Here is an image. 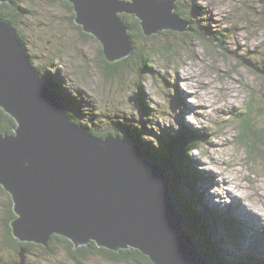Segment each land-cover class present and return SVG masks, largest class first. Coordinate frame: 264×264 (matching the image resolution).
Instances as JSON below:
<instances>
[{"label":"rangeland","instance_id":"1","mask_svg":"<svg viewBox=\"0 0 264 264\" xmlns=\"http://www.w3.org/2000/svg\"><path fill=\"white\" fill-rule=\"evenodd\" d=\"M183 1L186 11L189 4L193 8L192 21L203 32L210 31V38L205 43L194 37L190 18L184 21L190 24L191 32L167 29L155 33L150 41L163 52L152 57L153 71L141 73V78L139 74L134 76L135 66L126 69L123 80L104 74L99 59L101 43L96 37H85L84 31L71 23L74 11L67 9L64 0H17L24 9L17 14L22 36L19 38L41 77V68L62 77L65 90L77 102L85 103L82 115L93 124L96 120L95 126L100 131L114 127L113 120H121L136 127L144 121L148 130L158 133L179 128L196 132L200 147L191 152L190 158L198 174L195 190L203 194L197 208L204 212L217 209L218 218L217 224L208 221L215 229L209 242L197 223L190 226L192 236L186 223V232L211 259L219 250H225L227 260L242 261L243 256L253 255L262 261L264 2ZM135 83L140 84L141 90ZM140 98L144 105H139ZM145 112L153 115L152 123L149 117L144 118ZM88 119L85 120L89 122ZM241 120L248 121L260 139L253 137L240 142ZM167 180L170 187L168 177ZM179 186L189 196L194 192L188 185ZM9 203L10 194L0 185V241L6 240L4 226L12 220ZM8 246L0 250V264L15 258L16 249L9 243ZM29 250L25 253L29 264H77L60 249L44 252L36 246ZM82 261L83 264L136 263L126 259L110 261L101 254H89Z\"/></svg>","mask_w":264,"mask_h":264},{"label":"water","instance_id":"2","mask_svg":"<svg viewBox=\"0 0 264 264\" xmlns=\"http://www.w3.org/2000/svg\"><path fill=\"white\" fill-rule=\"evenodd\" d=\"M68 1L74 22L98 39L108 62L132 51L121 13L138 18L146 36L192 31L174 12L175 0ZM0 106L16 122L13 133L0 134V185L12 199L16 239L47 246L57 234L74 248L91 241L116 252L134 248L153 264H211L186 232L160 165L129 138L77 125L1 16ZM25 253L21 247L12 264H27Z\"/></svg>","mask_w":264,"mask_h":264},{"label":"trees","instance_id":"3","mask_svg":"<svg viewBox=\"0 0 264 264\" xmlns=\"http://www.w3.org/2000/svg\"><path fill=\"white\" fill-rule=\"evenodd\" d=\"M63 3L67 7V9L73 11L72 3H70L68 0H64ZM184 7V1L177 0L174 12L177 14L179 19L189 20L191 14L190 10H193V8L190 9L189 4V8L186 11ZM26 8L28 9V7ZM21 9L23 8L19 5L17 0L0 2V16L4 20H8L12 23L20 38L22 36L18 30L17 14H19ZM72 14L73 15L71 20H73V22L71 21V23L74 24L77 29L82 30V27L74 22L75 13L72 12ZM119 16L124 24H126V26L128 27V33L130 35L132 43V51L125 58H122L115 62H108L103 54L102 46H100L99 59L102 63V65L100 66H103L105 68V75H108L109 73L110 75L119 77L122 80L126 78V69H131V67L134 68L135 66L134 76L139 74V77L141 78V73L153 71L152 67L154 63L152 57L157 53H162L163 51L159 50V48L153 47V44L150 40L155 36V33L146 36L143 33L138 18L125 13H121L119 14ZM189 21H192V19L190 18ZM192 22L194 24V29L192 31L194 32V37L206 43L210 38L209 34H211V32L204 31L206 33L205 34L202 30L199 29V27H197V25H195V21ZM165 30L167 29L161 31L164 32ZM83 35L90 38L94 37L91 34L85 32L83 33ZM166 51L168 52V50ZM40 71L43 79H45L47 84L60 96L67 110V113L75 123L86 129L88 132H91L98 136L105 137L106 135L116 134L122 138H129L133 143L141 148L145 158H147L152 163H158L163 169L165 175L169 178V193L177 203V207L179 208L177 209L181 212V214L184 215L187 221V229L190 235L192 236V228L190 226H193L195 225V223H197L199 226H201L200 231L203 233V236H205L208 242L211 241L210 238L213 237L215 229L212 225H210L208 221L217 224L218 215L217 209L210 208L207 209L206 212H204L203 210L197 208V203L201 202V197L203 194L195 190V185L197 184L196 177H198V174L195 171L196 169L192 168V160L190 158L191 152L193 150L199 149L200 147V136L196 132L187 131L188 129L185 130V128H179L172 131L167 130L165 132L158 133L153 132L152 130H148L146 128L148 126L145 125L146 122L144 121H141V124L136 127L132 124V122L131 124H126L124 121L121 122V120H113L115 126L108 128L106 132H102L98 129L97 125L95 126L96 120H94L93 124L85 114L82 115V113H85L83 112L82 104L85 103L82 102L81 104L80 101L77 102L73 98L74 95L65 90V88L62 86V77L58 78V76L56 75L53 76L49 71H46L45 68H41ZM135 86L138 90H141L139 83H135ZM75 97H78V95H76ZM75 102L79 104V106H77ZM139 105H144L141 98L139 99ZM143 111H145L144 106ZM143 115L144 118L149 117L148 120L152 123V114L149 116V114H146L145 112V114ZM79 116L81 119L79 118ZM85 119H88L89 122H87ZM240 124L243 127V130L238 137L240 142L244 143L250 138L253 139V137L256 139H260V137L258 136L260 134L256 131H252L251 125L248 121L241 120ZM15 126V120L0 106V134L13 133ZM113 129L114 131H112ZM151 133L155 134L151 137L148 136L151 135ZM260 153L263 155V152H258L257 154ZM180 184L183 187L184 185H188V188H191L194 191L192 192V195L189 196L184 191H181V188L179 186ZM8 206L9 219H13V217H15V214L12 208L11 197ZM200 221H202V223ZM4 227H6L4 228V237L6 240L0 241V250H5L8 246V243L16 249L14 250L15 258H11L9 261H6L5 264H12L20 260L19 252L21 247L27 249L26 252H28L30 251L29 249L31 247L36 246H39L44 252H51V249L63 250L77 264H83L82 259L86 258V256L89 254H101L110 261H115L117 259H126L129 261L133 260V263L136 262L135 264H153L147 256L134 248L121 249L116 252L103 247H98L93 241H91L87 246H79L77 248H74L73 243L69 239L57 234H53L48 242V245L43 246L32 242H19L12 235V228L10 227V225L6 224ZM198 243L199 242L197 241V244ZM201 253L211 264H264V258H262V261H259L256 260V257H254L253 255L243 256L242 261H240L238 258L236 260H227V252L225 250H219L218 252H216L214 258L212 259L207 257L203 252ZM1 262L2 259L0 257V263Z\"/></svg>","mask_w":264,"mask_h":264},{"label":"bare ground","instance_id":"4","mask_svg":"<svg viewBox=\"0 0 264 264\" xmlns=\"http://www.w3.org/2000/svg\"><path fill=\"white\" fill-rule=\"evenodd\" d=\"M10 1V0H9ZM8 1V2H9ZM12 24V23H11ZM14 27V26H13ZM18 35V34H17ZM24 46V45H23ZM125 58V57H124ZM33 65V64H32ZM2 107V106H1ZM3 108V107H2ZM4 109V108H3ZM77 124V123H76ZM78 125V124H77ZM81 127V126H80ZM84 129V128H83ZM89 133H91V132H89ZM95 136H98V135H95ZM107 136V135H106ZM105 136V137H106ZM112 136H119V135H112ZM100 137H102V136H100ZM120 137V136H119ZM120 138H122V137H120ZM140 148V147H139ZM141 149V148H140ZM142 151V150H141ZM143 153V152H142ZM143 157H144V155H143ZM145 158V157H144ZM152 163V162H151ZM163 170V169H162ZM178 208V207H177ZM179 209V208H178ZM183 215V214H182ZM184 216V215H183Z\"/></svg>","mask_w":264,"mask_h":264},{"label":"flooded vegetation","instance_id":"5","mask_svg":"<svg viewBox=\"0 0 264 264\" xmlns=\"http://www.w3.org/2000/svg\"><path fill=\"white\" fill-rule=\"evenodd\" d=\"M261 66H262L261 68H262V69H263V71H264V66H263V65H261ZM83 246H87V245H83Z\"/></svg>","mask_w":264,"mask_h":264}]
</instances>
